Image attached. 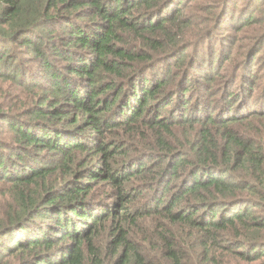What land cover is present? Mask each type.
<instances>
[{
  "label": "trees",
  "instance_id": "1",
  "mask_svg": "<svg viewBox=\"0 0 264 264\" xmlns=\"http://www.w3.org/2000/svg\"><path fill=\"white\" fill-rule=\"evenodd\" d=\"M0 264H264V0H0Z\"/></svg>",
  "mask_w": 264,
  "mask_h": 264
},
{
  "label": "rangeland",
  "instance_id": "2",
  "mask_svg": "<svg viewBox=\"0 0 264 264\" xmlns=\"http://www.w3.org/2000/svg\"><path fill=\"white\" fill-rule=\"evenodd\" d=\"M242 6H244V4H241ZM236 12H241L236 10ZM247 13V12H246ZM247 19V16H245V18H241L238 22L237 25H240V23H244L243 20ZM244 27V26H241ZM239 27V28H241ZM248 33H244L242 34L241 32H236L235 30H233L232 32H228L225 28L221 29V31L219 33H217L216 36H213L210 41L205 43V52L202 53V55L204 54V56L207 58L210 55L211 49L216 46L218 44V40L221 39H227V38H234L235 42H237L240 45H245L247 42L246 41H240L243 37H248ZM208 43V45H207ZM207 45V47H206ZM213 50V49H212Z\"/></svg>",
  "mask_w": 264,
  "mask_h": 264
}]
</instances>
